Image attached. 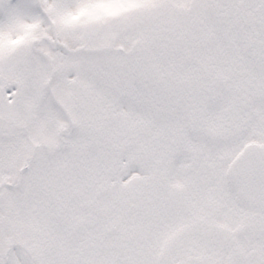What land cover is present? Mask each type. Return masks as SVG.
I'll use <instances>...</instances> for the list:
<instances>
[{
	"label": "snow or ice",
	"instance_id": "snow-or-ice-1",
	"mask_svg": "<svg viewBox=\"0 0 264 264\" xmlns=\"http://www.w3.org/2000/svg\"><path fill=\"white\" fill-rule=\"evenodd\" d=\"M0 264H264V0H0Z\"/></svg>",
	"mask_w": 264,
	"mask_h": 264
}]
</instances>
